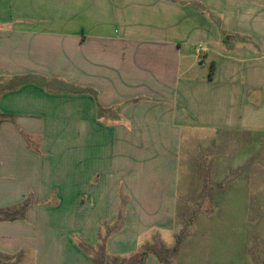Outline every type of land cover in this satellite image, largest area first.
I'll use <instances>...</instances> for the list:
<instances>
[{"label": "crops", "instance_id": "0c3cea01", "mask_svg": "<svg viewBox=\"0 0 264 264\" xmlns=\"http://www.w3.org/2000/svg\"><path fill=\"white\" fill-rule=\"evenodd\" d=\"M227 3L0 0V264H94L79 242L130 259L177 235L180 132L211 116L200 103L212 87L241 96L242 125L263 122L248 94L264 95L252 78L264 65L237 80L255 51L205 14Z\"/></svg>", "mask_w": 264, "mask_h": 264}, {"label": "rangeland", "instance_id": "374dc122", "mask_svg": "<svg viewBox=\"0 0 264 264\" xmlns=\"http://www.w3.org/2000/svg\"><path fill=\"white\" fill-rule=\"evenodd\" d=\"M226 1L227 5L205 14L215 20L212 23L216 28L232 23L236 29L231 37L232 44L235 47L247 45L255 51V57H247L245 63H240L241 69L237 66L234 69L236 79L243 82L244 71L251 66L264 65V0ZM226 15H232L233 20H222ZM241 30L252 31L258 37L251 33L245 37ZM257 38L260 45L256 43ZM228 47H225L226 53ZM226 55L230 57V64L231 57L237 53ZM204 63L198 68L208 74L212 62L205 60ZM252 78L257 84L262 82L264 85V75ZM240 87L248 88L241 84ZM230 91L228 88V97L223 98L219 96L220 89L212 87L207 96L209 100L200 103V108L210 110L211 116L200 118L204 123L191 132L181 129L178 172L185 193L182 197L179 195L174 226L177 235L174 236L171 230L157 236L171 248L154 241V245H146L140 250L153 248L169 261L167 264H264V95L248 92L251 101H258V111L262 109L258 115L263 113V122L256 126L257 122L249 117L248 123L244 119L242 125L241 96ZM261 91L264 94V86ZM225 111H231L232 116L225 115ZM251 123L255 128L250 126ZM57 138L55 144H62L61 137ZM75 148L78 144L70 151ZM66 151L69 150L62 145L56 147V160L63 159ZM104 225L107 227L106 223ZM105 230L113 229L107 227ZM119 262L110 259L108 264Z\"/></svg>", "mask_w": 264, "mask_h": 264}, {"label": "trees", "instance_id": "16d2710c", "mask_svg": "<svg viewBox=\"0 0 264 264\" xmlns=\"http://www.w3.org/2000/svg\"><path fill=\"white\" fill-rule=\"evenodd\" d=\"M215 70V64L214 62L210 65V74L214 73ZM104 243V242H103ZM101 243V245L98 247V251L93 253V250L91 248L87 247L84 242H79L80 246L85 248L90 252L92 255V260L94 264H108V261L110 259L114 261H120L118 264H145V260L149 254H154L157 257H160L159 253L157 251H153L152 248L143 249L142 251L138 252L133 258L125 259L120 257H114L110 256L107 251L105 245ZM165 247V246H164Z\"/></svg>", "mask_w": 264, "mask_h": 264}, {"label": "built area", "instance_id": "2783aa9c", "mask_svg": "<svg viewBox=\"0 0 264 264\" xmlns=\"http://www.w3.org/2000/svg\"><path fill=\"white\" fill-rule=\"evenodd\" d=\"M199 51H201V50H199Z\"/></svg>", "mask_w": 264, "mask_h": 264}]
</instances>
